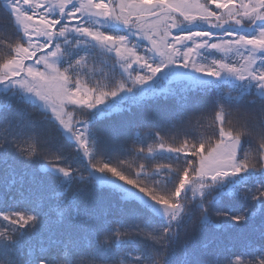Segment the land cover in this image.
I'll list each match as a JSON object with an SVG mask.
<instances>
[{
    "label": "snow or ice",
    "instance_id": "obj_1",
    "mask_svg": "<svg viewBox=\"0 0 264 264\" xmlns=\"http://www.w3.org/2000/svg\"><path fill=\"white\" fill-rule=\"evenodd\" d=\"M0 13V264H264V0Z\"/></svg>",
    "mask_w": 264,
    "mask_h": 264
},
{
    "label": "trees",
    "instance_id": "obj_2",
    "mask_svg": "<svg viewBox=\"0 0 264 264\" xmlns=\"http://www.w3.org/2000/svg\"><path fill=\"white\" fill-rule=\"evenodd\" d=\"M2 14V13H0ZM141 131H143V129H141ZM80 161H73V164L72 166L73 167H78L80 165ZM139 163H147L149 167H151L152 163H155V161H152V162H146V161H140V160H137L135 161V163L133 164V167H137L139 165Z\"/></svg>",
    "mask_w": 264,
    "mask_h": 264
}]
</instances>
